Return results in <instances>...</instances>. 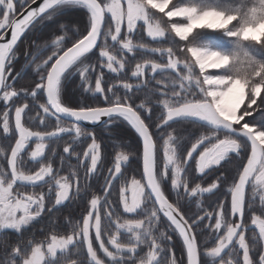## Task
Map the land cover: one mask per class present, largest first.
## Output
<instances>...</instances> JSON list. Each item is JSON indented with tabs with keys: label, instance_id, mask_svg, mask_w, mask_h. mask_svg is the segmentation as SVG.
<instances>
[{
	"label": "snow or ice",
	"instance_id": "obj_1",
	"mask_svg": "<svg viewBox=\"0 0 264 264\" xmlns=\"http://www.w3.org/2000/svg\"><path fill=\"white\" fill-rule=\"evenodd\" d=\"M35 3L0 0V139L8 141L0 146V159L6 160V166L0 163V264H264V218L253 214L250 224L244 221L257 196L264 212V58H258L264 57V0H42L32 7ZM73 9L86 11V34L78 22L61 20ZM157 13L168 18L167 25ZM45 22L53 26L52 39L33 40L34 51H25V63L15 71L19 40L42 31ZM8 31L11 38L4 42ZM141 33L155 43L168 39L169 46L150 47L136 39ZM74 36L79 38L65 47ZM178 43L182 59L174 48ZM96 49L98 63L91 56ZM128 54L158 59L138 61L121 78ZM28 68L38 82L17 89ZM70 87L80 92L76 106L64 99ZM138 95L143 98L136 103ZM254 112L258 119H245ZM85 124L99 128V137ZM121 125L134 130L142 148L125 142ZM195 129L204 131L195 135ZM65 136L71 139L60 151ZM105 140L122 150L113 156ZM84 144L81 154L77 149ZM245 154L231 180L225 169L206 186L192 184V160L204 178ZM133 160L142 162L141 179L126 178V170L139 171ZM106 162L111 166L105 173ZM65 167L70 171L60 175ZM169 179L172 200L163 188ZM27 188L33 191L21 190ZM208 197L214 198L208 200L212 211L204 206L202 198ZM77 202L81 216L61 220L60 209ZM162 218L182 242L180 256L172 236L160 228ZM28 229L33 230L25 237Z\"/></svg>",
	"mask_w": 264,
	"mask_h": 264
},
{
	"label": "trees",
	"instance_id": "obj_2",
	"mask_svg": "<svg viewBox=\"0 0 264 264\" xmlns=\"http://www.w3.org/2000/svg\"><path fill=\"white\" fill-rule=\"evenodd\" d=\"M74 11H76V10H70L69 13L74 12ZM77 11H78V10H77ZM69 13H68L66 16H64L65 18H64V17H62V18H64L65 20H67L66 22H68V20H69L70 22H68V23H69V25H71V23L73 22V20H72V17L69 15ZM72 24H73V23H72ZM46 25H47V26H46L42 31H35V32H34V35H32L33 32H31V31H29L28 33H26V34L22 37L21 42L24 41L25 39H27V40L30 39V40H32V41L35 40L37 43L39 42V40L42 41V39H43V40L46 39V41H50V40L52 39V31H51V27H52V25H51V24H46ZM204 31H205V32H208V30H204ZM210 35H211V38H213V39H215V40H217V41H220V40L222 39V34H219V33H210ZM32 36H34V37H32ZM46 37L48 38V40H47ZM141 37L143 38L141 42L148 43L150 47H168V46H169L168 39H163V40H161L159 43H155V42L150 41V38L146 37L144 33H141L140 36L137 37V38H138L137 40H140ZM223 39H224V42H225V46H227L226 38H223ZM177 40H178V38H177ZM180 43H183V42H180ZM179 47H180V44H179V43L176 44V45H174V48H175V49L177 50V52H178L179 58L182 59L183 56H184V54H183V53H179ZM25 51H26V49H25L23 52L20 50V51H19V54L22 55ZM95 53H96V52L94 51V53L91 54V56L93 57V56L95 55ZM258 58H264V57H258ZM126 59L128 60L127 72H126V74H125L124 76H122L121 78H126V76L130 75L132 68L135 66V64H136L138 61H140V60H142V59H158V57L150 56V55H148V54H143V55H141V54H136V55H135V58H133V54H128L127 57H126ZM166 61H167V57L165 56V57L163 58V60H162V61H159V62H166ZM29 71H30V72H29ZM26 72H27V73L29 72L28 74H32V73H33V71H32L31 69H29V68L25 71V73H26ZM25 73H24V74H25ZM166 75H167V74H166ZM32 77H33V76H31V79L29 78V79H30V82L33 81V80H32V79H33ZM156 78L159 79L160 76L158 75ZM75 82H76V81H75ZM75 82H73V84H74ZM109 82H115V78L109 79ZM129 82H133V81H129ZM24 86L29 87L28 84H26V85H24ZM105 86H106V85H105ZM29 88H30V87H29ZM73 95H76L75 102H73V103L77 104V102L81 99L80 92H79V91H73L72 88L70 87L69 90L65 93V96H64L65 102L68 103L70 106H76L75 104L72 105V104L68 101L69 97H71V96H73ZM142 98H143L142 95H138L137 98H136V100H135V102H136V103H139V102H140V99H142ZM84 99H85V98H84ZM20 102H23V101H20ZM41 102H43V98H42ZM258 117H259V112H254V113H253V117H247V120L258 119ZM50 123H51L52 126H54L55 121L52 120ZM0 124H1V122H0ZM188 127H191V126H188ZM121 128L123 129V135H124V137H125V142H126V143H131V144L133 145L134 148H140V141H138V138H137V136L135 135V133H134L133 131H131L130 128H129L127 125H121ZM34 130H51V128H48V129H35V128H34ZM93 130H95V131L97 132V135H98V137H99V128H95V129H93ZM201 131H204V129H195V130H194V134H195V135H199V132H201ZM69 139H70V137L65 136L64 139H63L62 141H60V151H62V148H63V146H64V142L67 141V140H69ZM11 142L14 143V139H13ZM7 144H8V141H7V140L0 139V146L7 145ZM84 147H86V144L82 145V146H81L80 148H78L77 150L80 151L81 154H82V151H83V148H84ZM188 147H190V144L188 145ZM105 150H106V151H111V152H112V155L114 156L115 151H120V150H122V149L119 148V147H117L116 149H111L110 146L107 144V141L105 140ZM125 150H127V151H132V149H125ZM8 151H10V148L8 149ZM184 151H185V154H186L187 149L185 148ZM0 160H1V163L5 165V160H2V159H0ZM245 160H246V154L244 155V157H243L242 160H237V158L235 157V158L232 159V162H231V163H227V162H226V164H224L223 167H221V172H223V171H225V169H227L228 171H227L226 174L228 175L229 180H231V178L236 174V173H235V165H236V164H239L240 167H241V169H242V164L245 162ZM70 162H71L73 165H75V164H76V160H75V158H72ZM54 166L59 167V157H57V160H56V163H55ZM109 166H111V165H110V162H106V163H105V167H104V172H105V173H106L107 168H108ZM36 167H38V165H37ZM132 167L139 169V162L133 160V165H132ZM191 168L193 169L192 166H191ZM33 170H35V169H33ZM69 171H70V169L67 168V167H65L64 170L60 173V175H63V174L66 175ZM194 173H195V171L193 170V171H192V176L194 175ZM219 173H220V172H218L217 174H219ZM80 175L83 176V170H80ZM133 176H135V178H140V172H139V171H132L131 168L128 169V170H126V178H127V179H129V177H133ZM193 178H194V176H193ZM214 178H215V177L213 176L212 179H209V180L212 181ZM103 179H104V176H103V174H102V175L99 177L100 182H102ZM209 180H208V182H209ZM196 181H197V180H196ZM92 183H93V188H94V190L96 191V193L102 195V192H100V183H97L95 179L93 180ZM209 183H210V182H209ZM192 184H194V183H192ZM226 186H227V185H225V187H226ZM118 188H119V182H117V185H116V190H117V191H118ZM35 190H39V188H37V189H35ZM90 195H91V194H90ZM90 195H89L88 198H90ZM248 195H249V197H251V189L248 190ZM168 196H169V195H168ZM257 197H258V196H257ZM221 198H222V197H221ZM169 199L172 200L170 196H169ZM202 199H205V205H204V206L207 208V210L212 211L213 208L208 206V200H209V199H214V198H213V197H208V198H202ZM83 203L86 205V204H87V200H84ZM258 203H259V205H260V202H258ZM192 210L195 211V208H193ZM247 214H249L250 216L253 215V214H257V215H258V214H259V215H260V214H264V212L261 211V209L259 208V206H257V199H256V201H255V206H254V210H253V212H247V211H246L245 216H244V219H245V220H246V219L248 220V218H247ZM59 215H60V217H61V220H63V217L68 216V215H71V217L73 218V220H76L77 218H79V217L81 216V205H80V203H78V202H77V203H72V204H69V205H67V206H65V207H63V208H61V209H60V213H59ZM228 218L230 219V216H229ZM228 218H227V219H228ZM229 219H228V220H229ZM41 223H42V222H41ZM207 223H209V221L205 220V221H204V224H207ZM211 223L214 224V222H212V221H211ZM33 227L36 228V229H38V228L40 227V223H37V224L34 225ZM201 227H203V225H202ZM160 228L163 229V230H165V231H167V232L169 231V229H167V227H166V222L163 221V218H162V222H161V224H160ZM32 230H33V229H28V230L24 233L25 237H27V236L32 232ZM67 231H68L67 228H61V234H66ZM248 233H251V231H249ZM157 234H158V233H157ZM168 234H169V233H168ZM7 235H9L10 238H11L13 241L16 240V236H15V234H13V233H8ZM207 235H208V231H205L204 235L201 236L199 239H200L201 241H203L204 238H205ZM251 235H252V234H251ZM251 235H250V236H251ZM43 236H44L43 233H40V232H37V233H36V237H37L38 240L41 239V238H43ZM171 236H172V243H173V245H174L175 253H176L177 256H180L181 253H182V243H181V240L178 238V236H177L176 233H174V232H171ZM105 242L107 243V237H105ZM122 242H125V241L122 240ZM109 247H111V246H109ZM145 251H146V249H145Z\"/></svg>",
	"mask_w": 264,
	"mask_h": 264
},
{
	"label": "rangeland",
	"instance_id": "obj_3",
	"mask_svg": "<svg viewBox=\"0 0 264 264\" xmlns=\"http://www.w3.org/2000/svg\"><path fill=\"white\" fill-rule=\"evenodd\" d=\"M73 10H76V11H74V12H71V13H69V15L72 17V20H73V22L72 23H79V26H80V29H81V33L82 34H86V32H85V24H86V22H87V13H86V11L85 10H83V9H73ZM78 10V11H77ZM19 11H21V9L19 8V4L17 3V8H16V12L18 13ZM153 11H155V10H153ZM65 18V17H64ZM64 18H62L61 17V20H64V21H67V20H65ZM156 18L157 19H161V21L165 24V25H167V23H168V18L167 17H164L163 16V14H161V13H157L156 14ZM179 20V18H173V22H176V21H178ZM68 22H70L69 20H68ZM71 23V24H72ZM45 24H48L47 22H45ZM71 26V25H70ZM52 29H53V26L51 27V31H52ZM31 32H33L32 33V35H34V32L35 31H31ZM56 34H60L59 32H57ZM70 35H71V33H69ZM145 34V36H146V33H144ZM32 37H34V36H32ZM147 37V36H146ZM47 38V37H46ZM77 38H79V37H73V39H72V41H70L68 44H66L65 45V47H69L70 46V44H71V42H74L75 41V39H77ZM22 39V38H21ZM21 39L19 40V42H18V46H17V48H16V51L19 53V51L21 50L22 52L26 49L27 51H34V49L32 48V40H30V39H25L24 41H22L21 42ZM136 39H138V38H136ZM47 40H48V38H47ZM151 41V40H150ZM45 42H50V41H46V39L45 40H43L42 39V41H40L39 40V42L38 43H40V44H43V43H45ZM51 52V49H49V52H46V53H44V56H42L40 59L42 60V59H44L49 53ZM95 55L92 57V60L94 61V62H97L98 63V61H96V56H98V52H99V49H96L95 50ZM25 53V52H24ZM24 53L22 54V55H20V59H18V60H16L15 62H14V64H13V68L15 69V71H20L21 70V67H22V65L25 63V61H24ZM40 61L38 60L37 61V63H39ZM50 66V65H49ZM34 67V66H33ZM29 69H31L32 70V68H29ZM105 73H107V69H104L103 70ZM150 71V70H149ZM30 72V71H29ZM28 72V73H29ZM27 72L24 74V78L23 79H21V80H18L17 82H16V84H15V87L17 88V89H19V88H21V87H23L24 85H26V84H28L29 85V87L31 88V87H34V83L35 82H38V77H37V75L36 74H34V73H32V74H28ZM13 74H15V73H13ZM31 76H33L32 78V82H30V79H31ZM30 78V79H29ZM158 79V78H157ZM76 81V82H75ZM73 82H75L73 85H76V84H78L79 83V77L77 76V77H75L74 79H73ZM93 83H94V80H93ZM131 83H136V81H133V82H131ZM154 83V82H153ZM29 88V89H30ZM75 98H76V95H73V96H71V97H69V99H68V101L73 105V104H75V103H73V102H75ZM85 98V100H86V102H88V103H92V101H91V99H90V97H84ZM102 99V98H101ZM76 105V104H75ZM3 106L2 105H0V115H2V112H3ZM13 113H14V107H13ZM246 120H247V117L245 118ZM1 122V124L0 125H2V121H0ZM69 122H67V121H64V124L65 125H67ZM153 127H154V125H153ZM130 128V127H129ZM86 129V128H85ZM94 129V128H93ZM92 129V130H93ZM86 130H89V129H86ZM130 130L131 131H133L134 132V130H132L131 128H130ZM89 131H91V130H89ZM136 135V134H135ZM70 139H71V137H70ZM69 139V140H70ZM90 142V141H89ZM203 149H201V151H202ZM10 152V151H9ZM162 155V154H161ZM197 155H198V153H197ZM0 163H1V160H0ZM162 163V162H161ZM140 165H141V162H139V172H140ZM5 166H6V160H5ZM212 174V173H211ZM64 175V174H63ZM193 176H194V178H193ZM192 176V183H199V182H202V183H204V185L206 186V184L207 183H209V182H211L209 179H212V177H204V178H201V177H198V175L196 174V173H194V175ZM196 177H198V179H196ZM132 177H129V179H131ZM137 179H141V172H140V178H137ZM197 180V181H196ZM208 180H209V182H208ZM193 184V185H194ZM169 185H170V179L168 180V181H166L165 183H164V185H163V188H164V191H165V193L167 194V195H169L170 197H171V199H174V197L172 196V194H171V192H169ZM22 191H29V192H31V191H33L31 188H27V189H21ZM36 192H39L40 191V189L39 190H35ZM53 199H54V197H53ZM230 199V198H229ZM259 199H258V197H257V206H259V208H260V205H259ZM228 203H229V207H230V200L228 201ZM257 215V214H256ZM259 215V214H258ZM261 216H262V218H264V214H260ZM252 216V215H251ZM251 216L249 215V214H247V218H248V220H247V222H249V224H250V221H251ZM229 219V218H228ZM212 222H214V219L212 220ZM229 222H231V217H230V219H229ZM168 233H169V235H171V231L169 230L168 231ZM175 233V232H174ZM67 234V233H66ZM252 233H247V235L248 236H250ZM177 235V234H176ZM93 238H94V236H93ZM104 239H105V237H104ZM182 243V242H181ZM207 246L208 247H211V246H214V241L213 242H211V243H208L207 244ZM94 247H96L97 249L99 248V245H98V243L97 242H94ZM100 256H101V258H104L103 257V254L102 253H98ZM209 262H210V258H209Z\"/></svg>",
	"mask_w": 264,
	"mask_h": 264
},
{
	"label": "water",
	"instance_id": "obj_4",
	"mask_svg": "<svg viewBox=\"0 0 264 264\" xmlns=\"http://www.w3.org/2000/svg\"><path fill=\"white\" fill-rule=\"evenodd\" d=\"M40 2H42V0H36V3H35V4H32L31 6H32V7H38ZM19 13H20V11H19L17 14H19ZM24 14H26V11L24 12ZM21 18H22V17H21ZM10 38H11V33H10V31H8V32L6 33V35H5V41H4V42H6L7 39H10ZM49 67H50V66H49ZM67 122H69V121H67ZM84 127H85L86 129H89V130H92V129H93V126H92V125H88V124H85ZM138 141H139V140H138ZM140 148H142L141 142H140ZM245 162H246V161H245ZM140 172H141V176H142V162H141V165H140ZM237 219H239V217H237Z\"/></svg>",
	"mask_w": 264,
	"mask_h": 264
},
{
	"label": "flooded vegetation",
	"instance_id": "obj_5",
	"mask_svg": "<svg viewBox=\"0 0 264 264\" xmlns=\"http://www.w3.org/2000/svg\"><path fill=\"white\" fill-rule=\"evenodd\" d=\"M233 158H235V156H233ZM233 158H232V159H233ZM225 164H226V163H225ZM191 166L193 167V170H194V168H195V160H192V161H191ZM218 172H221V168L215 170L214 172H212V174L210 173L207 177H213V176L216 177L217 175L220 174V173L217 174ZM198 177H199V176H198ZM198 177H196V179H198ZM222 198H223V197H222ZM229 198H230V196L228 197V201L230 200ZM244 221H245L246 224H249V222H247V220L244 219Z\"/></svg>",
	"mask_w": 264,
	"mask_h": 264
}]
</instances>
